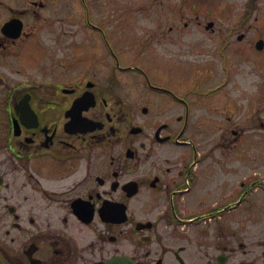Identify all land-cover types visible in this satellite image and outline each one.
<instances>
[{"label": "flooded vegetation", "instance_id": "af4514ba", "mask_svg": "<svg viewBox=\"0 0 264 264\" xmlns=\"http://www.w3.org/2000/svg\"><path fill=\"white\" fill-rule=\"evenodd\" d=\"M76 1L0 0V264H264V0Z\"/></svg>", "mask_w": 264, "mask_h": 264}, {"label": "rangeland", "instance_id": "374dc122", "mask_svg": "<svg viewBox=\"0 0 264 264\" xmlns=\"http://www.w3.org/2000/svg\"><path fill=\"white\" fill-rule=\"evenodd\" d=\"M76 2L79 4L78 6H80V7L92 6V0H80V1H76Z\"/></svg>", "mask_w": 264, "mask_h": 264}]
</instances>
